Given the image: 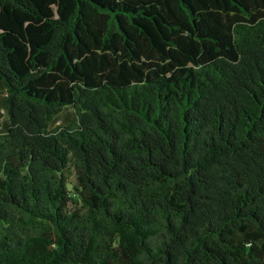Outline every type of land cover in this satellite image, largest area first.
Returning <instances> with one entry per match:
<instances>
[{
    "label": "trees",
    "instance_id": "1",
    "mask_svg": "<svg viewBox=\"0 0 264 264\" xmlns=\"http://www.w3.org/2000/svg\"><path fill=\"white\" fill-rule=\"evenodd\" d=\"M0 264H264V0H0Z\"/></svg>",
    "mask_w": 264,
    "mask_h": 264
},
{
    "label": "rangeland",
    "instance_id": "2",
    "mask_svg": "<svg viewBox=\"0 0 264 264\" xmlns=\"http://www.w3.org/2000/svg\"><path fill=\"white\" fill-rule=\"evenodd\" d=\"M71 113V110L70 109H67L65 110V112L61 115V117H59V123L62 121V120H65L67 117H65L67 114ZM74 179V177L72 178Z\"/></svg>",
    "mask_w": 264,
    "mask_h": 264
}]
</instances>
